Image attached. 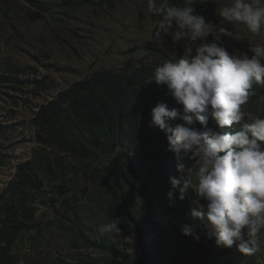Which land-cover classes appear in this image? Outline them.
<instances>
[{
    "label": "rangeland",
    "instance_id": "rangeland-1",
    "mask_svg": "<svg viewBox=\"0 0 264 264\" xmlns=\"http://www.w3.org/2000/svg\"><path fill=\"white\" fill-rule=\"evenodd\" d=\"M52 1L0 0V193L14 179H19L24 164L41 185L39 191L24 188L36 210L32 220L20 223L13 242H2L0 237V264H145L139 252L149 248L154 235L149 228H143L141 233L136 231V217L143 215L139 202L137 215H133L125 201L117 200L111 190L115 154L95 149L89 157L71 154L50 142L34 119L60 91L97 71L112 70L127 75L150 69L153 75L165 60L183 57L189 46L195 48L201 42L186 39L174 42L171 36L156 40L154 32L160 17L149 12L147 0H75L73 10L64 7H53L49 12L41 10ZM169 2L184 4V0ZM230 2L195 0L194 7L206 21L218 24L220 8ZM229 27L241 37L240 40L222 37L218 42L229 54L248 52L250 46L264 44V37L246 32L242 26ZM213 41L211 35L206 38L208 43ZM8 63L25 69L26 73L6 75ZM151 78L150 83H155ZM254 87L255 91H264V85ZM243 108L248 114L246 120L264 116V106H260L256 94ZM208 124L218 128L211 118ZM183 162L187 167L195 163ZM174 166L176 171L175 161ZM60 186L71 191L65 194ZM125 192L126 196L136 195L130 189ZM47 193L52 194L51 199L44 198ZM188 193L191 196L186 195L183 201L175 193L165 204L175 211L172 223L180 232L183 225L192 222L186 211L192 207L195 194L191 189ZM161 213L153 216L151 225L166 219ZM186 214L188 219L184 217ZM118 217L123 221L119 224L123 236H132L134 240L131 246L135 248L134 254L127 251L130 246L120 236L98 231L100 225ZM197 222L206 237L208 228ZM75 225L81 230H76ZM4 231L0 223V233ZM92 239L102 246L94 245ZM173 245L169 253L175 255L174 264H196L202 253L219 250L206 242L205 246L200 245L191 236L176 239ZM234 253L242 264H264V244L253 256L245 257L237 249Z\"/></svg>",
    "mask_w": 264,
    "mask_h": 264
},
{
    "label": "clouds",
    "instance_id": "clouds-1",
    "mask_svg": "<svg viewBox=\"0 0 264 264\" xmlns=\"http://www.w3.org/2000/svg\"><path fill=\"white\" fill-rule=\"evenodd\" d=\"M147 5L152 15L160 17L156 40L171 36L174 42H201L195 48L189 46L183 57L158 65L151 78L157 85H166L183 106L182 115L165 103H158L151 113L152 124L169 133V150L175 153L180 177L170 178L172 189L180 201L190 189L194 192L188 215L206 225V238L214 237L217 247L235 245L245 257L253 256L264 244V117L246 120L243 106L255 95L254 86L264 85V44L229 54L218 42L222 37L240 40L229 25L264 37V0H231L220 8L218 24L197 12L195 0H184L183 5L147 0ZM210 35L214 41L208 43ZM178 117L184 123L170 127L167 122ZM210 118L219 131L199 132L189 127L196 122L206 127ZM233 126L238 127L228 131ZM186 156L195 162L192 167L183 162ZM168 195L171 199L173 192ZM122 222L119 217L111 219L98 231L120 236L130 246L127 251L134 254V240L123 236ZM181 231L194 235L187 224Z\"/></svg>",
    "mask_w": 264,
    "mask_h": 264
},
{
    "label": "trees",
    "instance_id": "trees-1",
    "mask_svg": "<svg viewBox=\"0 0 264 264\" xmlns=\"http://www.w3.org/2000/svg\"><path fill=\"white\" fill-rule=\"evenodd\" d=\"M76 5L75 0H53L41 10L49 12L53 7L73 10ZM179 58L181 56H176V59ZM148 70L141 69L127 75L112 70L97 71L89 78L76 81L66 90L60 91L55 99L37 113L34 124L46 133L50 142L71 154L89 157L93 155L94 149L115 154L116 171L111 179V190L117 200L125 201L133 215H137L139 202L143 215L136 217V231L141 233L143 228H149L154 235L149 248L139 252L141 260L145 264H174L175 255L169 250H173L176 239L185 240L186 236L173 225L172 217L176 213L172 207L166 208L165 204L171 200L169 192L179 194L170 183V178H179V175L174 166L175 153L169 150V133L152 124L151 113L158 103H165L170 110L176 109L182 115L183 106L170 95L166 85L163 87L150 83L149 78L153 75ZM6 71L10 77L26 73L25 69H19L11 63L7 64ZM255 94L260 106H264V91L259 89ZM167 123L174 128L184 122L178 117ZM189 127L199 132L208 128L219 131L213 125L205 127L198 122ZM233 128L228 131H233ZM184 160L190 159L186 156ZM18 177L0 193V223L6 230L0 233L2 242H13L20 230V223L32 220L36 210L24 188L39 191V181L27 164L20 168ZM59 188L65 194L71 191L66 186ZM126 189L136 192V195L126 196ZM51 195L47 193V197L42 196L47 200L52 198ZM161 212H164L166 219L151 225L153 216ZM184 217L187 218V214ZM190 220L189 226L194 230L191 237L194 239V236H198L199 240L195 241L200 245L205 246L206 242L217 247L215 238L207 239L197 220L191 217ZM75 229L81 230L77 225ZM167 238L169 241L165 242ZM91 242L94 244V239ZM96 243L94 245L102 246ZM235 251L232 248L224 251L219 247L218 251L211 250L199 255L196 264H242Z\"/></svg>",
    "mask_w": 264,
    "mask_h": 264
}]
</instances>
